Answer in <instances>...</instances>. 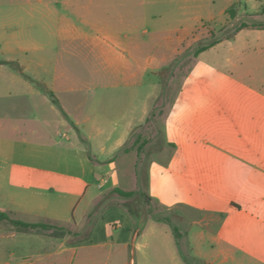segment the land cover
<instances>
[{
    "label": "crops",
    "instance_id": "obj_1",
    "mask_svg": "<svg viewBox=\"0 0 264 264\" xmlns=\"http://www.w3.org/2000/svg\"><path fill=\"white\" fill-rule=\"evenodd\" d=\"M0 2L21 3L25 14L4 26L34 27L47 36L42 49L52 55L7 59L26 75L0 63V211L48 225L0 219V264H135L144 230L135 228L130 246L125 231L114 234L123 226L106 219L117 205L100 204L116 187L133 195L139 189L135 169L121 176L118 156L157 130L148 126L152 95L145 93L140 104L134 87L161 63L156 35L189 26L213 0L195 6L188 0ZM263 30L256 29L258 40ZM169 42L165 36L159 44ZM123 86L128 89L104 91ZM97 96L117 99L110 124L94 108ZM163 137L172 148L166 163H150L147 200L210 215L212 223L219 217L216 227L190 224L198 227L188 241L205 264H264V92L245 86L221 106L217 93L185 90L164 117ZM121 206L142 219L128 202Z\"/></svg>",
    "mask_w": 264,
    "mask_h": 264
},
{
    "label": "rangeland",
    "instance_id": "obj_2",
    "mask_svg": "<svg viewBox=\"0 0 264 264\" xmlns=\"http://www.w3.org/2000/svg\"><path fill=\"white\" fill-rule=\"evenodd\" d=\"M199 3H203V0H188L189 6ZM20 5L19 2H0V60L51 58V52L42 49L43 41L48 40L46 35L36 34L34 27L31 32L13 25L4 26V22L9 24L14 21V15L25 14ZM209 5L210 8L205 7L204 16L190 19L189 26H181L168 35H156V56L157 61L161 58V63L149 67L134 89L139 91L140 104L145 93L152 95L148 126H155L157 130L155 136L150 130L148 138L143 140L140 137L138 145L122 147L121 152L125 151L126 156H118L122 166L121 176L127 178L126 169H135L139 175V189L131 197H121L114 190L108 191L100 203L117 205L115 209L107 211L106 219L113 225L123 226L116 228L114 234L118 236L125 231V237L129 236L131 240L130 246L135 228L144 230V235L136 240L135 264H205L194 255L188 237L191 230L194 232L198 227L190 225L192 222L212 223L211 216L195 210L185 209L181 212L179 207L169 209L152 204L145 193L150 163L156 159L166 163L165 159L171 151L172 147L165 143L163 137L164 117L179 100L181 93L185 90L203 91L211 96L217 93L222 106L234 91L242 92L245 86L264 92V30L263 38H256V29H264V0H213ZM165 36L170 42L161 46L159 41H163ZM207 46V49L201 50ZM70 60L76 62L75 58ZM10 68L19 70L17 64H10ZM92 68L97 74L103 72L99 66ZM78 70L76 67L75 72ZM127 89L125 86L110 87L104 91L118 93ZM99 91L102 89L99 88ZM97 97L94 108L104 114V122L110 124L116 114L117 99ZM113 159H117L116 155ZM131 185L135 186V183ZM122 187H128L126 182ZM122 198L126 200H120ZM124 201L145 221L138 220L137 214L130 216L129 212L123 210L125 206L121 205L126 203ZM152 218L157 221L154 222ZM218 219V216L214 217L215 222L210 226L216 227ZM109 230L112 231V225Z\"/></svg>",
    "mask_w": 264,
    "mask_h": 264
},
{
    "label": "trees",
    "instance_id": "obj_3",
    "mask_svg": "<svg viewBox=\"0 0 264 264\" xmlns=\"http://www.w3.org/2000/svg\"><path fill=\"white\" fill-rule=\"evenodd\" d=\"M207 48H208V46L207 47H203V49H201V50H205ZM0 63H13V64H17V66L19 67V70L21 71V73H23L24 75H26V73H24L22 71V69L20 68V66H19V64L17 62H11V61H7V60H0ZM48 93L51 96V98L53 99V101L57 105H59V101L56 98V96L53 93V91L48 90ZM113 190H114V192H117L118 194H120L121 196H124V197H130V196L133 195V191H127V190H124V189H122L120 187H116ZM0 219H2V220H4V219L5 220H9V221H11L12 223H14L16 225H20V226H23V227H26V228L36 227V226H41V227H45V228L48 227V225H46V224H31V223H27V222H23V221L11 219L9 217V215L7 213L3 212V211H0ZM175 231H176V229H175Z\"/></svg>",
    "mask_w": 264,
    "mask_h": 264
}]
</instances>
